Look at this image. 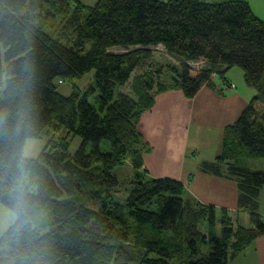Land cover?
<instances>
[{
    "label": "trees",
    "instance_id": "trees-1",
    "mask_svg": "<svg viewBox=\"0 0 264 264\" xmlns=\"http://www.w3.org/2000/svg\"><path fill=\"white\" fill-rule=\"evenodd\" d=\"M55 15L65 17L57 34L45 23ZM159 46L174 77L153 89L154 77L133 74ZM200 61L202 68L192 66ZM234 67L257 92L201 170L238 183V211L249 212V227L228 208L189 197L183 181L151 176L150 145L139 130L159 93L178 88L192 99L215 74L228 82ZM92 70L86 88L59 90ZM130 80L133 94L117 92ZM49 127L56 135L37 158H25L29 180L21 186L26 142ZM76 136L82 144L72 153ZM259 158L264 20L249 1L0 0V202L16 214L0 237V264H230L264 235V171L242 163ZM124 164L135 169L129 180L113 172Z\"/></svg>",
    "mask_w": 264,
    "mask_h": 264
},
{
    "label": "crops",
    "instance_id": "crops-1",
    "mask_svg": "<svg viewBox=\"0 0 264 264\" xmlns=\"http://www.w3.org/2000/svg\"><path fill=\"white\" fill-rule=\"evenodd\" d=\"M247 1L255 8L252 0ZM231 71L233 68L228 73ZM228 80L235 87L225 89L222 79L215 80L216 86L203 87L192 99L180 89L159 93L154 106L143 113L139 130L150 145L151 152L145 154L144 165L151 176L183 181L189 197L217 208L226 207L233 218L241 213L238 212V183L201 170L204 161L214 160L221 153L226 127L240 116L256 94L238 79L236 83ZM190 130L197 133L193 136L195 145L189 151ZM259 204L264 214V190ZM249 222L251 219L247 216L244 226L249 227ZM230 264H264V235Z\"/></svg>",
    "mask_w": 264,
    "mask_h": 264
},
{
    "label": "rangeland",
    "instance_id": "rangeland-1",
    "mask_svg": "<svg viewBox=\"0 0 264 264\" xmlns=\"http://www.w3.org/2000/svg\"><path fill=\"white\" fill-rule=\"evenodd\" d=\"M84 3L86 4H94L96 0H83ZM222 0H215V2H219ZM253 4L255 5L254 10L255 13H261L258 16L264 20V13L261 12V9L264 10V0H252ZM261 8H259V7ZM64 16L63 15H55L53 17H49L45 20L46 23V31L52 32L57 34V28L64 23ZM161 46L156 48L155 53H154V58L150 61L145 62L144 65L140 66L138 68L134 75H141L144 77H148L149 74L151 77H154V88H156L159 84H167L171 85L173 83L172 77H174L173 71L169 69L168 63L172 65L174 62L170 59ZM192 66L197 67H202L205 65L202 61L200 62H191ZM174 65V64H173ZM161 69L162 71L159 73L158 70ZM94 73L95 71L92 70L88 73H86L82 78H76L74 80H67L62 84H59V90L65 94L69 95L73 92V84L77 83L81 88H86L93 80H94ZM132 76V78H133ZM227 78L230 80H233L235 82V79L240 81L242 86L245 88H248L251 90L254 94L257 92L254 87H251L246 84L244 80V73L243 70L240 69L239 67H234L233 71L227 74ZM215 80L217 82H221V76L220 75H215ZM132 82L133 80H130L128 84H126L123 89L118 88L117 92L119 91H124V92H129L133 94L132 90ZM236 83V82H235ZM169 90H179L178 88L175 89H169ZM167 90V91H169ZM52 128L49 127L47 131ZM46 131V132H47ZM43 134L42 137L40 138H29L26 142V147L24 151V157L25 158H37L40 153L43 151V149L47 146L49 141L56 135V131L54 130H49L47 133ZM197 130H190L191 138H190V148L189 151L192 150L195 139L193 138L194 135H196ZM65 131L57 133V137L64 136ZM82 144V138L79 136L73 137L71 139V146H70V151L72 153H75L81 146ZM194 144V145H193ZM102 148L105 151L110 150V145L108 141H104L102 144ZM242 163L245 165L251 167L255 171H264V158H259V159H244L242 160ZM113 172L121 179V180H129L134 177L135 175V169L132 167L130 164H124L121 166L116 167ZM263 191V190H262ZM123 194L125 196L128 194L126 190H123ZM188 197V196H187ZM219 211V210H218ZM240 215H235L233 216L235 221H239L240 224L246 225L245 224V219L246 217H250V214L248 211H240ZM220 216L218 218L217 222V230H220V222H219ZM16 220V214L8 208L6 205L0 202V237L13 225V223ZM249 226L252 225L251 222L248 224ZM208 224L206 221L202 222L200 224V230L208 236ZM204 251H207V249H204Z\"/></svg>",
    "mask_w": 264,
    "mask_h": 264
},
{
    "label": "clouds",
    "instance_id": "clouds-1",
    "mask_svg": "<svg viewBox=\"0 0 264 264\" xmlns=\"http://www.w3.org/2000/svg\"><path fill=\"white\" fill-rule=\"evenodd\" d=\"M235 86V85H234ZM25 161V157H21V164L19 165L20 167V174H19V180L22 182V185H27L28 184V175L26 173V171L24 170V167H23V162Z\"/></svg>",
    "mask_w": 264,
    "mask_h": 264
},
{
    "label": "bare ground",
    "instance_id": "bare-ground-1",
    "mask_svg": "<svg viewBox=\"0 0 264 264\" xmlns=\"http://www.w3.org/2000/svg\"><path fill=\"white\" fill-rule=\"evenodd\" d=\"M196 68V67H195ZM198 69H200V68H202V67H197ZM215 75H218V74H215ZM214 75V76H215ZM214 76H213V78H212V80H213V86L215 85L216 86V83H215V80H214ZM226 78H227V76H226ZM221 79H222V81H224V85H223V88H225L226 89V87H231V86H233V87H235L234 85H232V84H230V82H229V80H228V78H227V80H228V82L227 81H225V79L221 76ZM212 84V83H211ZM228 85V86H227ZM217 207V206H216ZM220 208H218V210H219ZM239 212V211H238ZM231 216V215H230ZM232 217V216H231ZM233 219V218H232ZM235 222H237V221H235ZM239 222V221H238Z\"/></svg>",
    "mask_w": 264,
    "mask_h": 264
}]
</instances>
